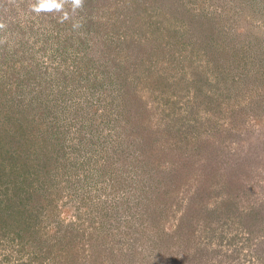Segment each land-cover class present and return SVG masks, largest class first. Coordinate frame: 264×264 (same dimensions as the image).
<instances>
[{
    "label": "rangeland",
    "instance_id": "obj_1",
    "mask_svg": "<svg viewBox=\"0 0 264 264\" xmlns=\"http://www.w3.org/2000/svg\"><path fill=\"white\" fill-rule=\"evenodd\" d=\"M34 3L0 0V264H264V0Z\"/></svg>",
    "mask_w": 264,
    "mask_h": 264
},
{
    "label": "clouds",
    "instance_id": "obj_2",
    "mask_svg": "<svg viewBox=\"0 0 264 264\" xmlns=\"http://www.w3.org/2000/svg\"><path fill=\"white\" fill-rule=\"evenodd\" d=\"M85 0H35V3L31 5V11L39 15L40 13H59L60 22L63 23L74 17L78 11H82L84 8ZM79 21H74L72 24L73 29H79L81 27ZM6 24L0 22V30H4ZM0 43H3L0 40Z\"/></svg>",
    "mask_w": 264,
    "mask_h": 264
},
{
    "label": "trees",
    "instance_id": "obj_3",
    "mask_svg": "<svg viewBox=\"0 0 264 264\" xmlns=\"http://www.w3.org/2000/svg\"><path fill=\"white\" fill-rule=\"evenodd\" d=\"M40 214V211H38V213H35V214H33L31 217H30V223L32 224V223H35V225L36 224H38L39 222H40V219H41V216L39 215ZM1 228V227H0ZM27 228L28 227H26V230H25V232L27 231Z\"/></svg>",
    "mask_w": 264,
    "mask_h": 264
}]
</instances>
